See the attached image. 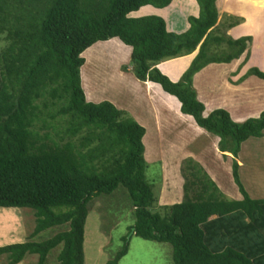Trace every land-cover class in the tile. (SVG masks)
<instances>
[{
    "label": "trees",
    "instance_id": "1",
    "mask_svg": "<svg viewBox=\"0 0 264 264\" xmlns=\"http://www.w3.org/2000/svg\"><path fill=\"white\" fill-rule=\"evenodd\" d=\"M187 1L189 12L196 11L195 1ZM196 1L199 17L190 16L189 30L177 34L160 16L130 17L145 6L165 9L173 0H0V209L36 216L26 242L0 247L7 264L32 255L37 264H50L57 250L58 264H85L90 205L121 187L134 209L130 230L170 244L173 264H264V198H253L241 178L244 144L264 138V111L242 123L225 109L205 116L194 88L195 76L209 65L240 59L252 37L227 35L241 25L239 18L227 16L230 22L218 28V5L225 0ZM113 39L132 49L124 70L161 86L179 100L184 115L219 139L241 199L228 197L203 163L190 157L181 171L184 200L159 206L161 192L146 174L147 130L111 102H89L82 86L83 54ZM196 51L178 82L158 68ZM250 76L264 80V72L253 68L239 82ZM202 159L214 166L213 157ZM251 187L264 190L258 181ZM123 241L106 264H120L128 254V236Z\"/></svg>",
    "mask_w": 264,
    "mask_h": 264
},
{
    "label": "rangeland",
    "instance_id": "2",
    "mask_svg": "<svg viewBox=\"0 0 264 264\" xmlns=\"http://www.w3.org/2000/svg\"><path fill=\"white\" fill-rule=\"evenodd\" d=\"M184 1H181L176 8L182 5L181 3L187 5L188 1ZM183 8L186 7L183 6ZM218 10V28L223 30L228 22H230V20H227V16L242 19L241 24L243 25L235 29L232 33L239 36L251 33L252 30L256 31L254 32L257 38L256 52L263 49L264 0H225L222 6L218 5ZM251 37L252 42L248 44V49L245 52V55L249 52L247 59L241 61L247 64L243 71H246L250 63L249 60L252 57L250 55L252 53L250 52L255 43L254 37ZM99 44H96V47H94L101 49V52L94 53L96 55H92L93 52H89L87 55L88 59L91 62L93 61V63H90L91 65L89 67L88 61L82 69V86L87 100L92 103L111 102L118 109L127 112L129 116L134 118L147 130L144 144L147 150L146 159L149 166L146 174L148 179L154 184L155 191L157 193L158 190L161 192L159 194V206L163 207L176 204L177 201L181 202L182 198L177 197L176 193L183 192L184 200L185 181L181 171L185 161L190 157L195 158L191 153L196 155V152L204 147L205 156L216 159V153L212 146L215 141L214 138L210 139L212 135H206L209 136L208 138L203 136L189 151L186 150L187 147L184 148L186 152L176 151L171 147L168 148V143H170V137L173 136V132L174 139L178 137H180L179 139L187 138L193 132L187 127V134L182 132L183 122L179 120L176 122L171 136H169V133L167 136H162L157 127L156 117L159 116L158 110L153 104L152 99H149L146 88L141 84L142 81L136 79L134 72L131 71L132 68L129 71L123 69L125 66L131 65L132 58L127 54L130 52V48L126 47L120 41ZM87 56L84 55L83 57L87 59ZM125 58L128 59L126 63L124 62ZM241 62L239 64H242ZM262 62H264V59H260L258 65L254 68L262 71V68L259 67L262 66L260 64ZM203 71V75L197 80L194 88L197 92H201L202 98L206 102L208 101L210 103L209 107L216 106L215 109L227 110L226 108L217 107L223 106L225 103L229 105L232 103H240L237 107L238 113L247 114L259 108L264 111L263 79L257 76L248 77L246 79L247 81L245 80L247 82L245 87L248 90L242 92L244 94L240 93V95H243L240 98L235 92L236 88L232 87L234 84L231 83V76L224 74L222 66L219 64H211ZM89 72L94 73V77L90 75L89 78ZM241 74L242 72L237 77H234L233 80L236 81ZM227 83L229 85L231 84L229 90H226L227 87H225ZM135 85L138 87L136 88ZM206 92H211V98L207 99L203 94ZM247 100L251 103H242ZM245 144L242 155V161L245 163L244 172L252 173V177L257 178L256 181L261 184L263 183L264 186V138H252ZM217 150L219 151V147H217ZM162 157L163 159H161ZM256 164H259V176H256L258 170ZM245 179L247 181V177ZM168 196H171L172 199ZM134 224V209L128 191L124 188H119L113 197H103L93 201L90 205V214L85 227V264H106L113 255L122 249L124 246L123 238L125 236H128L129 252L121 260L120 264H173L172 246L168 243L147 241L134 235L130 230ZM35 227L36 216L34 211L25 209H0V247L26 242L35 231ZM51 233L52 231L49 230L43 233L42 236L46 239L51 236ZM58 253L59 250L53 253L50 258V264H58ZM37 262L38 256L32 255L27 256L21 264H37ZM7 263L8 259L6 256L0 257V264Z\"/></svg>",
    "mask_w": 264,
    "mask_h": 264
},
{
    "label": "crops",
    "instance_id": "3",
    "mask_svg": "<svg viewBox=\"0 0 264 264\" xmlns=\"http://www.w3.org/2000/svg\"><path fill=\"white\" fill-rule=\"evenodd\" d=\"M181 1L185 2L184 0H181ZM194 1L196 3V7H197L196 11H194L195 10L194 9V10H192V12H189V10H190L189 7H187V5H185L183 3H181L182 5H180L178 8H176L179 4H176V0H173V3L165 9H157V8H154L153 6H145V7L141 8L139 11L131 13L130 17L140 18V17H145V16L157 15V16H160V17L165 19V21L167 23V29L169 32H175L177 34H182V33L187 32L190 28V23L188 21L189 15L194 16V17H199L200 8H199L197 1L196 0H194ZM183 6H185L186 8H183ZM242 25L243 24L228 30L227 33L230 37H232L234 39H239L241 37H246V36H253L254 37V43L255 44L253 43L254 47L250 52V53H252V54H250V55H252V57L249 60L250 63L248 64L246 71H243V70L247 64H245V62L242 63L241 61H245L247 59L249 52H247L246 55L244 54L241 57V59H244V60L238 59V60L233 61L231 64H219L220 66H222L224 74H226V76H228V75L231 76L230 77L231 83L234 84V85H232V87L236 88L235 92H236V94H238V96L240 98H241V96H243V95H240V93L245 92V90H248L245 87L247 80L246 81L244 80L245 83H243L244 81L239 82L240 78L242 76H244L250 68L256 67L258 65L260 59H264V47H263V49H260L259 51L256 52L257 38H256L255 33H254L256 31L252 30L251 33L239 35V36H237L235 33H232L233 31H235V29H237L238 27H241ZM117 41H120V40L119 39H113L111 41L101 42V43H108L109 44L111 42H117ZM120 42L123 43L122 41H120ZM94 46L92 48H90L88 51H86L83 54V56L84 55L87 56L89 52H93L92 55H96L94 53H96L98 51L101 52V49H97V48H95L96 46L95 47ZM126 47H128V46H126ZM102 52H105V51H102ZM261 52H263V53H261ZM127 54H129L132 57V49L131 48H130V52ZM197 54H198V51H196L194 54L186 56V57H182V58L170 60L167 62H163L160 65H158V68L162 71L163 74L167 75L173 82H178L181 79L182 75L185 73V71L190 67L192 61L197 56ZM89 60L90 59H88V56H87L86 64ZM239 61L242 64H239L240 63ZM124 62L125 63L128 62V59L125 58ZM90 63L92 64L93 61L92 62L89 61V63H88L89 67L91 65ZM260 64H262V66H259V67H261L262 71H264V62H262ZM240 72H242V74L238 78L239 80L237 79L236 81H234L233 78L237 77V75H239ZM203 73H204V71L200 72L199 74H197L195 76L194 85L197 82V80L201 77V75H203ZM90 75L94 77V73L89 72V78H90ZM241 83H243V84L241 85ZM141 84L146 88V93H147L149 99H152L153 104L155 105V107L158 110L159 116L156 117L157 118V127H158L159 133L162 136H167L168 133H169V136H171L173 129L176 126V122L179 120H180V122H183V128L181 130L182 132H185L187 134L186 127L190 128L191 131L193 132L190 136H188L187 138H183V139H179L180 137H178L177 139H174L175 136H174V132H173V136L170 137V143H168V145H169L168 148L171 147L172 149H175L176 151L186 152L184 148L187 147L186 150L189 151L190 148L201 137H203V136H205L207 138L209 137L206 135H210V134H208L203 129L198 127L192 117L186 116L181 112V103L179 102V100L177 98L165 93L163 91V89L161 88V86H159L153 82H141ZM230 85L228 83L225 85V87H227L226 90H229ZM137 87L138 86H136V88ZM91 88H92V85H91ZM92 90H93V88H92ZM158 93H159V95H158ZM203 94L207 97V99L211 98V96H212L211 92H206ZM242 94H244V93H242ZM198 98L200 101L205 103V106H206L205 116H208L213 110H216L215 109L216 106L209 107L210 103L208 101L206 102L205 99L202 98L201 92L198 93ZM244 102L248 103L250 101L247 100V101H243L242 103H244ZM239 105H240V103H237V104L232 103L230 105L225 103V105L219 106L217 108H226L227 111L230 112L234 121L239 122V123L245 122L246 120H248L249 118H252V117H259L261 115V113L263 112V110H261L259 108L258 110L256 109L255 111H250L247 114H241V112L238 113L239 111H238L237 107ZM237 114H240V115H237ZM213 138L215 141L213 142L212 146H213L214 151L216 153V159H214L215 161L212 162V164L214 166H210V165H208V163H204L202 161L203 160L202 157L205 156V153H204L205 147L201 148L200 152L197 151L196 155L191 153V152L190 153L193 155V157H195L196 159H199L201 161V163H203V165L207 169L208 173L217 182L220 189L228 197H230L232 199H241L242 195L240 194L239 188L235 184L233 177H232V166H231L232 162L224 160L221 152H219L217 150L219 139L217 137H213V136L210 139H213ZM245 145L243 146V152H244ZM162 150H163V147H162ZM241 158H242V155H241ZM161 159H163V157ZM241 166H242V171H243V168H245V163L243 161H241ZM256 167L258 168L259 164H256ZM259 170H260V168H258L256 176H259V173H260ZM251 174H249V173L246 174L245 172H241V178H242V181H243L246 189L249 191L250 195L253 198H264V190L262 192H261V190L255 191V190H253V187H251L252 182L253 181L256 182V180H257V178H253ZM245 177H247V181H246ZM182 193L183 192L180 191L179 194L176 193V195H177V197L179 196V198H182V200H183V194ZM168 197L171 198V196H168ZM182 200H181V202H182ZM181 202L177 201L176 203H181Z\"/></svg>",
    "mask_w": 264,
    "mask_h": 264
},
{
    "label": "water",
    "instance_id": "4",
    "mask_svg": "<svg viewBox=\"0 0 264 264\" xmlns=\"http://www.w3.org/2000/svg\"><path fill=\"white\" fill-rule=\"evenodd\" d=\"M134 232H135V230H133V232H132V233L134 234Z\"/></svg>",
    "mask_w": 264,
    "mask_h": 264
}]
</instances>
